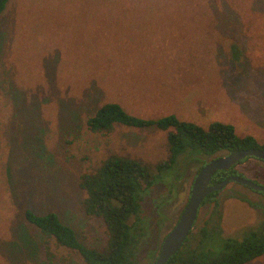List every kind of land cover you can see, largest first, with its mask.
Returning a JSON list of instances; mask_svg holds the SVG:
<instances>
[{
    "label": "rangeland",
    "instance_id": "1",
    "mask_svg": "<svg viewBox=\"0 0 264 264\" xmlns=\"http://www.w3.org/2000/svg\"><path fill=\"white\" fill-rule=\"evenodd\" d=\"M105 103L144 119L227 123L264 145V0H10L0 17V264H85L54 247L48 258L24 210L53 212L100 248L106 230L83 211L80 176L111 155L167 158V132H91L86 122ZM235 169L264 187V161ZM194 178L164 176L146 194L149 234L136 264L157 257ZM215 198L224 237L264 220L262 193L230 183ZM212 209L199 208L194 231Z\"/></svg>",
    "mask_w": 264,
    "mask_h": 264
},
{
    "label": "trees",
    "instance_id": "2",
    "mask_svg": "<svg viewBox=\"0 0 264 264\" xmlns=\"http://www.w3.org/2000/svg\"><path fill=\"white\" fill-rule=\"evenodd\" d=\"M9 1L0 0V17ZM86 125L91 132L99 134L110 133L115 125L167 132L168 155L153 165L111 155L96 171L80 176L78 186L85 193L83 211L100 220L106 230L107 240L100 248L81 244L74 230L63 224L57 214H39L25 209L24 220L46 239L50 259L54 257L50 251L54 247L78 254L85 264H136L149 234L148 223L142 216V203L164 176H174L176 180L188 172L196 176L213 158L237 150L264 149L253 137L238 136L235 128L227 123L216 121L202 128L175 115L144 119L129 114L116 103L100 106ZM235 168L216 172L210 184L219 183L230 175L243 177ZM217 193L208 195L200 206L213 204L209 218L201 227L191 230L181 249L167 264H248L264 255V220L248 229L241 239L222 235Z\"/></svg>",
    "mask_w": 264,
    "mask_h": 264
},
{
    "label": "water",
    "instance_id": "3",
    "mask_svg": "<svg viewBox=\"0 0 264 264\" xmlns=\"http://www.w3.org/2000/svg\"><path fill=\"white\" fill-rule=\"evenodd\" d=\"M264 161V149H246L232 151L211 159L196 174L191 185L189 197L182 213L170 232L164 237L154 264H167L182 247L197 219L198 210L206 197L225 189L230 183H236L254 192L264 193V187L239 176L230 175L225 180L210 184L213 175L218 171H228L245 159Z\"/></svg>",
    "mask_w": 264,
    "mask_h": 264
}]
</instances>
